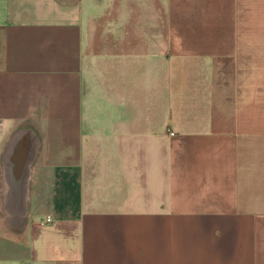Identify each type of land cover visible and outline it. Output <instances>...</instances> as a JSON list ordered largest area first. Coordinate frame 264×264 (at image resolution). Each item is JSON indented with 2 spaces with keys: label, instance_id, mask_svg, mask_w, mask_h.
I'll return each mask as SVG.
<instances>
[{
  "label": "crops",
  "instance_id": "0c3cea01",
  "mask_svg": "<svg viewBox=\"0 0 264 264\" xmlns=\"http://www.w3.org/2000/svg\"><path fill=\"white\" fill-rule=\"evenodd\" d=\"M0 264H264V0H0Z\"/></svg>",
  "mask_w": 264,
  "mask_h": 264
},
{
  "label": "water",
  "instance_id": "95a60500",
  "mask_svg": "<svg viewBox=\"0 0 264 264\" xmlns=\"http://www.w3.org/2000/svg\"><path fill=\"white\" fill-rule=\"evenodd\" d=\"M35 147V139L25 130L17 131L9 141L3 155L5 202L7 213L16 223L22 222L28 196L29 162Z\"/></svg>",
  "mask_w": 264,
  "mask_h": 264
},
{
  "label": "built area",
  "instance_id": "2783aa9c",
  "mask_svg": "<svg viewBox=\"0 0 264 264\" xmlns=\"http://www.w3.org/2000/svg\"><path fill=\"white\" fill-rule=\"evenodd\" d=\"M47 220H49V218H47Z\"/></svg>",
  "mask_w": 264,
  "mask_h": 264
}]
</instances>
